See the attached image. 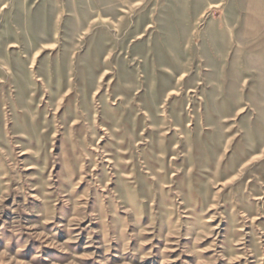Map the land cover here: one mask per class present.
I'll use <instances>...</instances> for the list:
<instances>
[{"label": "rangeland", "instance_id": "obj_1", "mask_svg": "<svg viewBox=\"0 0 264 264\" xmlns=\"http://www.w3.org/2000/svg\"><path fill=\"white\" fill-rule=\"evenodd\" d=\"M0 264H264V0H0Z\"/></svg>", "mask_w": 264, "mask_h": 264}]
</instances>
